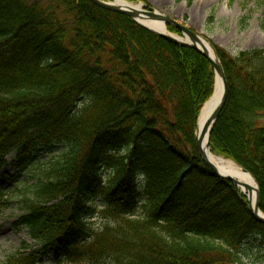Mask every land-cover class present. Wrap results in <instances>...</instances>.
<instances>
[{"label": "trees", "instance_id": "1", "mask_svg": "<svg viewBox=\"0 0 264 264\" xmlns=\"http://www.w3.org/2000/svg\"><path fill=\"white\" fill-rule=\"evenodd\" d=\"M210 42L230 87L210 149L253 176L264 213V48L233 56ZM214 89L202 54L90 0H0V174L11 154L21 171L67 148L16 224L42 248L4 264H245L236 251L263 247L264 225L196 144ZM97 214L115 226L96 232Z\"/></svg>", "mask_w": 264, "mask_h": 264}, {"label": "rangeland", "instance_id": "2", "mask_svg": "<svg viewBox=\"0 0 264 264\" xmlns=\"http://www.w3.org/2000/svg\"><path fill=\"white\" fill-rule=\"evenodd\" d=\"M131 3L142 4L144 9L160 12L179 21L206 40L223 47L233 56L243 51L264 48V0H194L191 6L186 1L177 3L176 0H135ZM210 15L214 16L211 25L207 22ZM244 20L247 22L243 24ZM169 33L181 36L171 31ZM66 152L65 146H56L36 157L29 167L21 171L13 164V154L6 158L9 165L0 174V264H4L7 258L14 254L37 252L42 248V243L32 240L27 228L17 227L16 224L28 211L26 200L32 198L35 187L46 180V170ZM92 207L100 212L105 205L97 198ZM149 214L150 208L144 201L137 210L136 218L146 219ZM89 225L96 232H102L108 226H115L112 219L98 214L89 219ZM259 246V242L248 241L236 253L245 264H264V246ZM40 264H56V260L49 255ZM97 264L116 262L106 259Z\"/></svg>", "mask_w": 264, "mask_h": 264}, {"label": "water", "instance_id": "3", "mask_svg": "<svg viewBox=\"0 0 264 264\" xmlns=\"http://www.w3.org/2000/svg\"><path fill=\"white\" fill-rule=\"evenodd\" d=\"M93 2L96 6L111 11L115 13H120L123 15H126L133 20H135L137 23L140 25L145 26V22H151V21H157V22H163L165 26H172L176 28L181 34V37H176L173 35H168V34H163L156 32L148 27L149 30L155 32L156 34L160 35L167 41L183 48H192L202 54L204 57H206L209 62L212 64L214 70H215V75H216V86H215V91L213 96L210 98L208 102H206L200 112V117L198 121V128H199V123L200 120L203 116L204 111L207 109V107L210 106L209 108V113L207 114L206 118L204 119L202 123V134L201 136L198 134L197 131V148L200 153V156L203 160V162L218 176H220L223 179H226L230 182H232L235 186L240 188L243 192L248 193V201L251 209V213L253 214L254 218L260 222L261 224L264 225V214L260 209V191H259V186L255 179L244 169H242V173L244 175H250L251 178L253 179L254 183L256 186H253L249 183L241 182L239 180H236L230 176L224 175L217 166H215L210 160L207 155V151L210 150V135L211 132L218 121L221 112L223 111L227 100L229 98V93H230V88H229V83L227 81L226 75L224 68L214 50L212 45L208 40L203 38L201 35H199L197 32L192 31L188 27L184 26L182 23L179 21L162 14L157 11L153 10H145L144 5H126V6H121L117 5L115 3L111 2H106L102 0H90ZM204 42H207L212 51L214 52L216 56V60H213L209 54L208 50L204 45ZM255 198V202H254Z\"/></svg>", "mask_w": 264, "mask_h": 264}, {"label": "bare ground", "instance_id": "4", "mask_svg": "<svg viewBox=\"0 0 264 264\" xmlns=\"http://www.w3.org/2000/svg\"><path fill=\"white\" fill-rule=\"evenodd\" d=\"M112 2L117 4V5H121V6L128 5L127 3H125L121 0H113ZM144 24L146 27H148V28H150L156 32L163 33V34H169V31L163 22L151 21V22H145ZM204 45L208 50L209 56L213 60H216V56H215L214 52L212 51V49L210 48V46L208 45V43L204 42ZM209 108H210V106L207 107V109L204 111L203 116H202L200 123H199L198 134L200 136L202 134V123H203L204 119L206 118L207 114L209 113ZM207 155L209 157V160L215 166H217L219 168V170L224 175L230 176L236 180H239V181L245 182V183H249V184L255 186V183H254L253 179L251 178V176L250 175H244L242 173L241 168L237 164H235L233 161L227 160V159L222 158V157H218V156L214 155L210 150L207 151ZM254 202H255V198H254Z\"/></svg>", "mask_w": 264, "mask_h": 264}]
</instances>
